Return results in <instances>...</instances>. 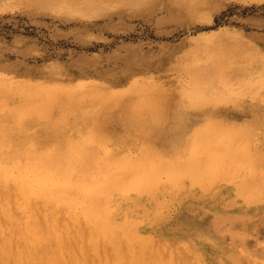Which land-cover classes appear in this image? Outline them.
I'll return each mask as SVG.
<instances>
[{
  "label": "bare ground",
  "instance_id": "1",
  "mask_svg": "<svg viewBox=\"0 0 264 264\" xmlns=\"http://www.w3.org/2000/svg\"><path fill=\"white\" fill-rule=\"evenodd\" d=\"M0 84V264H264V240L247 242L264 222V123L256 131L209 116L173 154L166 147L179 141L165 131L167 97L138 89L127 99L141 133L127 134L126 144L134 146L127 149L117 147L110 126L116 97L102 94L103 113L78 116L88 96L82 87L71 99L67 93L68 105L55 88ZM190 95L198 97L194 89ZM220 183L227 186L222 194ZM195 191L216 193L236 209V218H217L197 231L200 240L231 236L239 243L230 249L226 239L225 255L213 261L195 248L204 245L162 242L155 228L166 193L188 199Z\"/></svg>",
  "mask_w": 264,
  "mask_h": 264
},
{
  "label": "rangeland",
  "instance_id": "2",
  "mask_svg": "<svg viewBox=\"0 0 264 264\" xmlns=\"http://www.w3.org/2000/svg\"><path fill=\"white\" fill-rule=\"evenodd\" d=\"M263 75L264 0H0V83L55 88L68 105L71 93L87 91L78 116L86 110L103 113L98 105L102 94L116 97L119 108L114 107L109 121L114 119L110 126L117 147L132 149L127 134L141 133L127 99L138 89L167 97L165 131L180 142L166 147L170 153H181L209 116L237 126L253 124L259 131L264 123ZM193 89L198 97L190 95ZM209 104L207 112L202 110ZM26 128L33 133V127ZM259 149L264 156L263 143ZM217 186L216 193L227 190L225 183ZM216 193L200 197L195 191L188 199L166 193L155 225L162 242L183 247L192 239L204 245L195 248L208 261L225 255L228 242L230 249L236 248L239 243L231 236L227 243L198 237L201 225L213 227L217 218L237 217L235 207ZM258 236L264 240V222L247 242L253 245Z\"/></svg>",
  "mask_w": 264,
  "mask_h": 264
}]
</instances>
